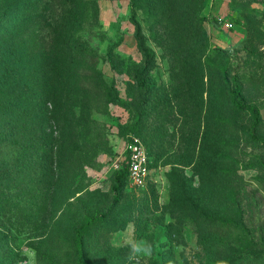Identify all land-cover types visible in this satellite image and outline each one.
Returning <instances> with one entry per match:
<instances>
[{
    "label": "rangeland",
    "instance_id": "374dc122",
    "mask_svg": "<svg viewBox=\"0 0 264 264\" xmlns=\"http://www.w3.org/2000/svg\"><path fill=\"white\" fill-rule=\"evenodd\" d=\"M95 1L74 83L78 0H0V264H264V144L230 85L264 138V0ZM134 139L148 182L111 208Z\"/></svg>",
    "mask_w": 264,
    "mask_h": 264
},
{
    "label": "trees",
    "instance_id": "16d2710c",
    "mask_svg": "<svg viewBox=\"0 0 264 264\" xmlns=\"http://www.w3.org/2000/svg\"><path fill=\"white\" fill-rule=\"evenodd\" d=\"M77 7L79 9V14L80 12H82V15L79 16L78 23L75 25V28L76 29L78 28L79 32L76 34V37L74 39L75 40V48H74L75 52H74L73 58L71 59L72 68L70 70L71 79L74 81V83L76 81L80 83L81 79L84 77L83 72H82L83 67H85L87 71L89 70L88 65L85 61L87 54L83 50L84 49L83 44H85L84 39L82 38V35L79 36L81 32L80 30L83 28L85 22H86L85 27L92 28L96 20L97 12H98V5L95 0H78ZM86 11H88L87 21L85 20ZM214 23L216 24L231 23V24L242 25L243 21H242L240 14H236L235 16H233L232 12H230L220 18H215ZM230 85H231L232 103L235 106V108L240 111L249 113L252 117L249 129H248L249 137L252 140L260 141L261 143L264 144V138H260L258 136V128L261 122L260 107L257 104L249 101L248 98L246 97L238 72L233 73V75L231 76ZM89 97L90 96L85 90H82L79 87H77V89H73L70 95L69 112L72 107L78 104V102L81 105L82 104L84 105L85 102H88ZM85 109H86V104L83 107L82 114H80L78 119L89 118L90 114L88 113V109L86 110L87 112L84 111ZM69 112H68V117H69L68 123L70 124L72 120H75V116L71 117L69 115ZM125 178L129 181L128 164L126 162L123 163L121 169L116 173L115 178H114L113 203L111 205V208L121 201L122 190H123V180ZM111 208H109L105 213H96L85 225L82 226L83 229L87 225L93 224L96 221H98L100 218H102V216L107 215V213L110 211Z\"/></svg>",
    "mask_w": 264,
    "mask_h": 264
},
{
    "label": "built area",
    "instance_id": "2783aa9c",
    "mask_svg": "<svg viewBox=\"0 0 264 264\" xmlns=\"http://www.w3.org/2000/svg\"><path fill=\"white\" fill-rule=\"evenodd\" d=\"M232 26L231 23H227ZM124 162L128 164V178L135 186H144L150 174V156L146 146L138 139L126 143Z\"/></svg>",
    "mask_w": 264,
    "mask_h": 264
},
{
    "label": "clouds",
    "instance_id": "9594fccd",
    "mask_svg": "<svg viewBox=\"0 0 264 264\" xmlns=\"http://www.w3.org/2000/svg\"><path fill=\"white\" fill-rule=\"evenodd\" d=\"M136 251H140V249L137 248ZM145 251H147V249H145ZM220 264H225V262L221 261Z\"/></svg>",
    "mask_w": 264,
    "mask_h": 264
}]
</instances>
